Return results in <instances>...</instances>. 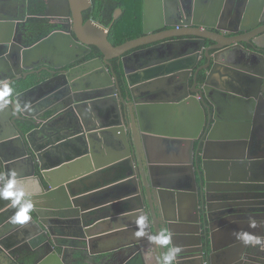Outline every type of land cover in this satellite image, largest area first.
<instances>
[{"label":"water","instance_id":"water-1","mask_svg":"<svg viewBox=\"0 0 264 264\" xmlns=\"http://www.w3.org/2000/svg\"><path fill=\"white\" fill-rule=\"evenodd\" d=\"M47 4L44 16L71 19L75 35L56 29L32 46H15L14 53L10 46L16 18L4 17L6 28L0 24V80L9 79L13 86L31 73L3 77L13 55L21 74L31 68L22 65L36 58L54 61L41 62L50 77L20 91L13 86L14 102L18 95L30 111L17 112L12 105L0 111V173L14 169L21 186L35 193L32 219L0 230V245L5 244L0 264H63L68 242L80 237L92 254L107 253L98 264H114L118 257L108 256L109 251L139 246L146 238L134 235L138 214H149L152 234L161 229L158 204L163 228L173 234L175 245L191 250L196 237L202 244L205 230L210 237L201 264H214L217 247L220 255H230L223 264H230L244 244L233 236L216 246L207 226L210 203L204 192L210 183L227 184V176L214 177L229 173L217 164L229 158L226 151L235 150L237 142L227 140L240 139L244 120L253 121L245 116V103L254 102L264 76L257 39L264 0H144V35L120 45L109 40L110 27L84 20L92 0ZM121 13L118 9L114 18ZM239 31L254 35L229 38ZM207 40L211 45L206 46ZM91 45L103 56L67 72L68 65L91 52ZM191 75L194 88L189 87ZM214 91L233 99L222 106L224 114ZM248 111L253 115L257 110ZM195 165L205 187L200 199ZM233 179L238 182L227 190L231 197L244 180ZM221 186L219 191H225ZM167 201L172 216H167ZM15 211L9 201L0 200V228ZM239 230L252 232L248 223L233 222L221 229V238ZM112 239L119 240L116 246L98 247ZM29 243L34 251L28 254Z\"/></svg>","mask_w":264,"mask_h":264},{"label":"flooded vegetation","instance_id":"flooded-vegetation-1","mask_svg":"<svg viewBox=\"0 0 264 264\" xmlns=\"http://www.w3.org/2000/svg\"><path fill=\"white\" fill-rule=\"evenodd\" d=\"M91 6L83 11L85 21H87V18H85V14L91 8ZM47 7V0H0V24L4 23L5 26L6 20L4 19V17L16 18V21H14L15 23L13 29V39L10 46L14 53L17 52L15 46H17V49H20V47L32 46L42 38L47 37L53 30L56 29L64 30L67 31V33L70 32L71 34L75 35L74 23L71 21V19L60 18L53 14H51L50 16H44V12ZM54 10H58V8L56 7L54 8ZM2 21L3 23H1ZM42 23H45V25L50 28L49 32H46L44 35H42L41 38L34 40L36 35L39 33V25H44ZM257 30L262 31V34H260L257 39L260 41L259 44L262 46L261 50L264 55V23H261V27H259ZM252 35H254L253 31H239L238 33L234 34L233 37L229 38L238 37L249 39ZM2 36L3 34L0 31V38ZM209 45H211V42L207 40L206 46ZM95 47L96 46L91 45V52L87 56H85L83 59H79L77 62L68 65L67 72L71 67L79 65L86 60L95 58L97 56H103L102 54L100 55L98 51H95ZM93 53L96 55L94 57H91ZM45 61L54 63V61H52L48 56H42V58H36L35 60L24 63L22 66H30L31 68H23V72L21 74L16 70L17 68H19V62L16 55H13L9 60L10 68L3 75V77H16L17 75L24 76L27 73L31 72L27 75L26 78H21L20 80L14 81L13 86L19 85L23 80L28 81L33 78L36 79V81L30 86L32 87L39 81H42L43 79L51 76L46 70H41L43 66H47L45 63H41ZM261 62L262 64L260 70L264 73V60H261ZM192 75L189 81L190 88H194V80ZM202 82L203 73L201 72L199 74V83ZM259 82L260 91L258 93V96L254 97L253 103L255 104H253L252 102L245 103V116H252V124L249 123V121L244 120L246 130H242V137H240V139L238 140H227L237 142L234 145L235 150L226 151L224 154H228L229 158L223 159L220 163L217 164L220 170L223 169L225 171L226 169H228L229 173L220 171L219 173L213 174L214 177L218 178L227 176V178H229V181L227 182V184L210 183L209 187L211 189L207 192H204V197L208 196V202L210 203L207 226L213 230V235L217 239L216 246H219L221 243H226V241L231 240V238L234 236L233 233H224L223 238H221L222 228L229 226V224L233 222H237L239 224H249V218H254L257 222V227L252 228V232H257L260 237H264V76L260 78ZM120 84L124 92L126 87L122 78H120ZM213 98L215 99V102L218 104L219 109L221 112H223V114L224 109L222 106L227 103V101L233 100L230 96H226L223 93L220 94L219 92L217 93V91L213 92ZM250 108L257 111L253 115H250L248 111ZM255 119H257L256 125ZM87 123L89 126H91L90 124H92V122L89 120H87ZM217 131V134L222 133L218 128ZM196 146L197 143H195V147ZM199 160L201 161V156H199ZM195 169L197 174V181L199 186L198 194L200 199L202 197L201 191L205 187L200 185L202 179L201 175L198 174L196 165ZM238 177L244 179L240 184L242 185V187L240 188V190L235 192V195L233 197H231L230 192L227 190L234 187V185L238 181L233 178ZM231 179H233V181H231ZM221 185H224L223 189H226L225 191H219V188L221 189L222 187ZM168 202L169 201L165 202L167 216H172V214L168 212H171V204L168 205ZM155 211L157 212V214L159 213V226L160 228H163V226L165 225V223L163 222L164 214L162 212V207L160 204L155 205ZM200 212L201 214L204 213V210L201 209V205ZM191 214L192 217L195 218V210L191 211ZM7 225L14 226V224L10 223L9 219H7V221L1 223L0 230H2V228L4 227H7ZM18 229H20V227H18ZM155 233L156 232H153V234ZM201 237L203 238L202 244L200 243V239L196 237L195 244L191 246V250L182 249V252L178 257V264H201V253H204L205 251L207 252L208 242L206 241V239L209 238L210 235L207 233V231L202 230ZM178 240V238H174L176 244ZM142 241L143 243L141 242V245L139 246L130 245L125 249L118 250L116 253H114V251H109L108 256L115 255L118 257V261H116L114 264H146L145 254L149 253L151 264H156L157 254L154 251L155 248L150 245L148 239L144 238ZM68 243L69 244L67 246V252L64 257L63 264H75L80 262H82L83 264H98L100 259L104 255H107V253L92 254L90 252V248L85 245L84 239L81 237L73 239ZM4 245H0V251H3L5 249ZM29 245L30 247H27L28 254L34 251L33 244L29 243ZM98 247L94 246L93 248L96 249ZM218 252L219 248L217 247V251L214 255V264H223L225 260L228 259L226 257H230V255L224 257V255H220V253ZM158 255H162L159 250ZM233 255L234 256L232 261L229 262L230 264H264V249H261L259 246L253 247L243 245L237 248Z\"/></svg>","mask_w":264,"mask_h":264},{"label":"clouds","instance_id":"clouds-1","mask_svg":"<svg viewBox=\"0 0 264 264\" xmlns=\"http://www.w3.org/2000/svg\"><path fill=\"white\" fill-rule=\"evenodd\" d=\"M14 88L7 79L0 80V111L6 110L10 105L15 107L17 112L30 111L29 103L21 104L18 95L13 100ZM38 191V190H37ZM35 193L27 192L20 183V178L14 169L0 173V200L9 201L16 210L9 218V222L14 225H24L31 219L35 203L32 196ZM151 220L146 212L137 215L135 224L137 238L146 237L150 245L154 246L162 255L156 256V264H177L178 257L182 252V247L173 243V234L167 228H161L155 234L151 233ZM249 227H257L254 218H249ZM238 241L245 246H259L264 249V237H260L253 232L239 230L233 233ZM146 264H151L150 254H145Z\"/></svg>","mask_w":264,"mask_h":264},{"label":"trees","instance_id":"trees-1","mask_svg":"<svg viewBox=\"0 0 264 264\" xmlns=\"http://www.w3.org/2000/svg\"><path fill=\"white\" fill-rule=\"evenodd\" d=\"M143 5L144 0H92V6L86 12L85 18H87V20L93 19L100 21L106 27H110L109 40L114 45H120L144 35ZM118 9H121L122 13L115 19L114 15ZM42 24L44 25H39V33L34 40L41 38L42 35L49 32L50 28H48L45 23ZM94 49L101 55L97 47ZM95 55L96 54L93 53L91 57ZM114 62L116 63V60H114ZM35 81L36 79L33 78L28 81L23 80L19 84L17 91L30 87ZM30 128L31 126L28 124L26 130Z\"/></svg>","mask_w":264,"mask_h":264},{"label":"crops","instance_id":"crops-1","mask_svg":"<svg viewBox=\"0 0 264 264\" xmlns=\"http://www.w3.org/2000/svg\"><path fill=\"white\" fill-rule=\"evenodd\" d=\"M180 114H181V112H180ZM178 119L181 120V115H180V117ZM126 209L127 208H125L124 210H126ZM118 241H119L118 239H116V240L112 239V240H108V242H106L105 244L99 243V248H104V249L112 248V247L117 245ZM28 246L30 247V245H28ZM75 264H83V263L80 262V263H75Z\"/></svg>","mask_w":264,"mask_h":264}]
</instances>
